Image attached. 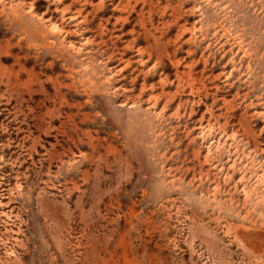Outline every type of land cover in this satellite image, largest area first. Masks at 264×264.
Here are the masks:
<instances>
[{
  "label": "rangeland",
  "instance_id": "1",
  "mask_svg": "<svg viewBox=\"0 0 264 264\" xmlns=\"http://www.w3.org/2000/svg\"><path fill=\"white\" fill-rule=\"evenodd\" d=\"M0 264H264V0H0Z\"/></svg>",
  "mask_w": 264,
  "mask_h": 264
}]
</instances>
